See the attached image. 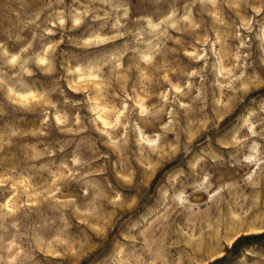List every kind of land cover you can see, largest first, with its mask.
I'll return each mask as SVG.
<instances>
[{"label":"rangeland","instance_id":"obj_1","mask_svg":"<svg viewBox=\"0 0 264 264\" xmlns=\"http://www.w3.org/2000/svg\"><path fill=\"white\" fill-rule=\"evenodd\" d=\"M0 264H264V0H0Z\"/></svg>","mask_w":264,"mask_h":264}]
</instances>
